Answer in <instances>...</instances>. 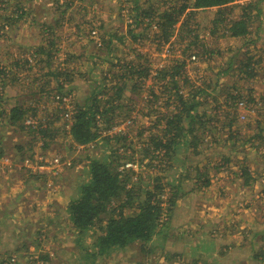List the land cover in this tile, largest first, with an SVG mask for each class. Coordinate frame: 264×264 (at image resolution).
<instances>
[{"label": "rangeland", "instance_id": "rangeland-1", "mask_svg": "<svg viewBox=\"0 0 264 264\" xmlns=\"http://www.w3.org/2000/svg\"><path fill=\"white\" fill-rule=\"evenodd\" d=\"M5 1L6 6L10 2L8 11H0V15L11 13L16 0ZM32 1L29 4L31 14L27 18L33 16L36 25H25L21 20L12 28L5 21L9 26L4 33L0 30V65L12 67L15 58H23L20 48L44 45L46 50L51 49V57L44 56L48 66L41 73L50 68L60 72L65 67L69 69L67 76L59 78L63 87L71 90L70 93L61 90L67 113L93 92L101 99L114 98L115 86L120 85L129 65L131 68L148 67L149 77L140 91L125 89L119 102L126 104L129 98L133 99L134 115L137 110L150 111L145 100L153 86L155 90L158 88V84L154 85L156 72L172 60L180 59L183 50L185 77L179 83L183 94L203 88L204 84L218 82L217 88L222 94L212 95L218 97L219 102L223 103L231 92L241 97L236 106L238 119L234 125L221 128L222 119L216 118L211 120L215 128L204 133V129L199 128L198 134H204V137L197 138L196 147L180 146L178 153L170 159V162H176L172 172L163 173L159 170L160 165L147 169L146 162L139 163L141 155L134 154L136 164L129 163L125 167L133 168L137 177L142 175L143 188L154 192L160 191L155 188L154 178L161 176L163 197L175 193L173 213L161 216L156 236L145 246L135 242L103 262L98 257L97 264H191L192 260L197 264H264V140L259 147L253 138L248 140L257 132L255 121L258 113L264 110V0H234L223 16L225 22L219 23L218 27L213 23L216 9L198 11L192 16L188 28L196 31L198 41L209 50L207 60L192 57L195 47L185 49L189 41L178 40L182 18L175 25V35L170 43L165 45L160 42L154 22L150 21L146 27L149 19L140 17L142 23L136 24L134 0ZM173 1L181 4L186 0H136V4L146 11L162 12L167 6L163 2L170 5ZM250 3L253 5L247 13L251 31L246 39L227 36L228 21L238 19ZM55 18H63L65 23L55 27L57 38L49 34L45 40L43 26L38 24L43 20L52 23ZM212 30L215 33H211ZM50 41L54 42L53 46L48 45ZM28 55L27 50L24 57ZM247 61L252 65L253 76L248 77L239 70L242 62ZM229 62H232L229 72L220 74ZM26 73H18L24 80L8 85L1 93L0 148L4 155L0 159V260L12 256L15 264H85L71 255L80 256L79 249L84 250L94 236L81 234L78 241L77 231L68 218L67 205L88 182L87 158H103L105 154L107 157L113 147L102 138L90 147L70 146L71 121L66 118L67 123L63 118L52 122L48 133L51 137L47 138L45 147L43 141L28 130L8 127L4 121L6 107L21 102L25 95L40 89L41 84L45 88L39 94L42 99L36 103L37 117L41 120L51 117L53 121L55 111L61 105L53 98L59 94L54 78L41 76L32 80ZM31 73L37 76L39 68L34 66ZM48 78L50 81L45 83ZM184 78L188 84H184ZM249 99L253 102H248ZM32 101L29 98L27 103L35 105ZM156 107L160 113L169 110L163 102L157 103ZM150 115L159 114L153 112ZM211 115L213 117V112ZM153 118L138 115L129 133L135 147H139L136 134L142 127H148ZM126 124L101 133L109 136L118 130H127ZM236 129H241L240 133H236ZM59 159L62 160L60 163ZM244 170L250 174L247 180ZM36 173L45 177L36 179ZM253 255L259 260L253 261Z\"/></svg>", "mask_w": 264, "mask_h": 264}, {"label": "trees", "instance_id": "trees-1", "mask_svg": "<svg viewBox=\"0 0 264 264\" xmlns=\"http://www.w3.org/2000/svg\"><path fill=\"white\" fill-rule=\"evenodd\" d=\"M233 1L186 0L181 4L173 1V4L170 5H168V2H163V5L167 3V6L162 12H157L155 9L151 12L144 10L142 6H137V2L134 0V7L137 12L135 18L138 17L135 23H142L140 19L144 17L149 19V24L146 27H149L150 21L154 22L155 28H158L159 31L160 42L162 45H165L170 43V39L175 35V25L182 18V23L179 25L177 32L178 40L189 41L185 49L195 47L196 52L192 57H200L201 59L204 57L207 60L208 57L206 55L209 53V50L205 48L203 43L198 41L196 31L188 28V22L198 11L216 9V17L213 23L218 27L221 23L225 22L223 16L231 9L229 3ZM31 2L33 1H14V4L10 5L12 8L11 13L0 15V30L4 33L5 28L9 26L5 25V21L11 24L12 28H14L15 23L21 20H23L25 25H36L33 16L27 18L31 14L29 13V4ZM252 3L245 6L238 19H230L228 21L225 32L227 36L246 39L245 37L251 31L249 27V13L247 11L251 9ZM6 4L5 0H0L1 13L8 11L9 6H6ZM63 23H65L63 18H55L52 23H46L44 20L39 22L38 25L40 27L43 26L42 37L46 40V37L50 34L52 38H57L58 33L55 32V27H60ZM211 33H215V31L212 30ZM115 37L116 35L113 38ZM49 44L53 46L54 42L50 41L48 42ZM46 49L44 45L40 47L31 46L30 49L20 48L23 58H15L11 63L12 67H2L0 65V101H2L1 93L5 87L14 82L24 80L23 77L18 76V73L21 71H26L25 75L33 78L32 80H38L41 76H50L55 79L59 93L53 98L57 104H61L55 111V120H50L51 117H45L44 120L37 117L38 108L36 103L42 99L39 94L44 91L45 85L43 84L39 85L40 89L34 91L29 86V90L32 91L31 94L25 95L21 102L6 107L4 110L5 120H3L8 127L28 130V132L34 134V137H39L43 141L42 145L45 147L47 146V138L51 137V134L48 133L52 128V122L60 121L63 118L65 123H67L66 119H68L71 121L69 125L71 138L68 141L70 146L90 147L92 144L96 145L97 140L102 138L105 143L111 144L113 147L110 148L107 157L105 154L103 158L97 156L87 158L89 162L88 182L83 184L67 205L68 218L71 220L73 229L77 231L76 234L79 236L78 241L81 238V234L88 233L90 236H94L93 241L88 243L84 250L79 249L80 256H71L76 260L83 261L85 264H97L98 257L103 262L107 260V257L117 254V251L127 250L135 242H139L142 246H145L146 243L152 241L156 236L158 228L161 226V216L166 214L170 216L173 213L175 193H170L168 198L163 197L164 193L160 182L161 176L154 178L157 183L155 188L156 190H160L154 192L147 187L143 188L142 175L137 177L133 168L125 167L129 163L136 164L137 161H135L134 154L139 153L141 155L139 163L146 162L147 169L160 165L159 170L163 173L172 172L176 162L172 163L170 159L174 158L175 154L178 153L180 146L185 144L189 147H196L198 139L204 137V134H198L199 128L204 129L202 133L215 128L216 125L214 123L211 124V120H215L216 118L222 119L220 123L221 128L226 126L230 128L234 125L238 119L236 106L240 103L241 97L239 94L231 92L227 94L228 96L225 97L223 103L219 102V98L212 95V93H217V95L222 94L221 89L218 90L217 88L216 83L218 82L204 84L205 87L203 88H196L192 93L187 95L183 94L179 84L183 82L182 77L184 76L185 60L183 55L185 56V52L183 50L180 59L172 60L156 72L154 85L158 84V88L155 90L153 86V90H150L145 100V104L150 107V111L142 112L137 110L134 115L133 111L136 110V105L132 104L134 102L133 99L129 98L126 104L119 102L123 97L122 93L125 89L129 92L140 91L144 85V80L149 77L148 67L131 68L129 65L121 77L122 81L120 85L115 86L116 92L114 93V98L107 97L106 99H101L99 98V94H94L93 92L94 95H89L82 104H76L77 106L74 110L71 113H67L65 95H63L64 93L61 90L67 93H70L71 90L63 87V83L59 81V78L63 75L67 76L70 71L64 66L63 72L50 68L47 72L41 73V70L45 66H48L44 56L48 54L47 58H50V53H52L51 49ZM27 50L29 51V55L24 57ZM248 60L250 61L251 59L248 58ZM249 61L246 63L242 62L239 68L248 77L253 76L251 72L253 68ZM34 66L39 68L37 76L34 75L35 73H31ZM231 67L232 62H229V66L227 65L226 68L222 69L220 74L228 73ZM11 68H14V70ZM49 81L50 79L48 78L45 80V83ZM184 84H188L186 78H184ZM23 88H26V86H23ZM98 92L103 93L102 91ZM29 98L34 100L32 103L35 105L27 103ZM161 102L169 110L172 106L174 108L160 113L157 110L156 104H161ZM248 102L252 103L253 101L249 99ZM198 108L202 110H198ZM153 112L159 115H150ZM212 112L213 117L211 115ZM138 115L148 117L149 119L154 117V120L148 127H142L141 131L136 134L139 147H135V144L129 137V133H131V127L136 123ZM0 117H3L1 113ZM257 117L258 119L255 121L257 132L248 140H252L253 138L256 147H259L261 141L264 140V121L263 123L260 122L262 117H264V110H262L261 114L258 113ZM36 118L38 120H35ZM28 120L29 122H27ZM124 122L127 123V130H118V132L112 133L109 136L102 135L101 131L106 132L107 130L115 129ZM161 123H163V126H160ZM247 125L249 126V124ZM240 130L236 129V133H240ZM20 149L22 150L21 147ZM3 155L4 152L0 148V159ZM123 159L126 164H121ZM61 161L59 159L58 163ZM244 173L246 175L245 180H247L250 174L246 173V170H244ZM36 174L35 176L33 175L36 179L45 177L42 173ZM134 175L136 176L135 179H133ZM162 227L164 226L162 225ZM167 251L169 252V250ZM252 257L253 261L259 260L257 255H253ZM44 258L46 260L48 256ZM0 264H15V260L10 256L7 259L0 260ZM74 264L78 263L75 262ZM191 264H197V261L192 260Z\"/></svg>", "mask_w": 264, "mask_h": 264}, {"label": "built area", "instance_id": "built-area-1", "mask_svg": "<svg viewBox=\"0 0 264 264\" xmlns=\"http://www.w3.org/2000/svg\"><path fill=\"white\" fill-rule=\"evenodd\" d=\"M55 162H57V160H55ZM59 162V161H58Z\"/></svg>", "mask_w": 264, "mask_h": 264}]
</instances>
